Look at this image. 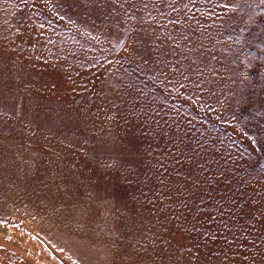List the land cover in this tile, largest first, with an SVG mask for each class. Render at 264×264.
Wrapping results in <instances>:
<instances>
[{
  "label": "rangeland",
  "instance_id": "obj_1",
  "mask_svg": "<svg viewBox=\"0 0 264 264\" xmlns=\"http://www.w3.org/2000/svg\"><path fill=\"white\" fill-rule=\"evenodd\" d=\"M53 263L264 264V0H0V264Z\"/></svg>",
  "mask_w": 264,
  "mask_h": 264
},
{
  "label": "bare ground",
  "instance_id": "obj_2",
  "mask_svg": "<svg viewBox=\"0 0 264 264\" xmlns=\"http://www.w3.org/2000/svg\"><path fill=\"white\" fill-rule=\"evenodd\" d=\"M51 259V258H50ZM49 260V259H48ZM52 260V259H51ZM54 264V263H53Z\"/></svg>",
  "mask_w": 264,
  "mask_h": 264
}]
</instances>
